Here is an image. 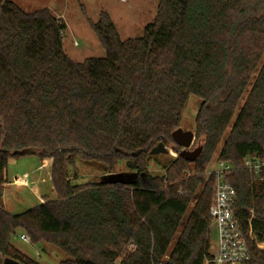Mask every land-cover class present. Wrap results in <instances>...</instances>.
I'll return each mask as SVG.
<instances>
[{"label":"trees","instance_id":"16d2710c","mask_svg":"<svg viewBox=\"0 0 264 264\" xmlns=\"http://www.w3.org/2000/svg\"><path fill=\"white\" fill-rule=\"evenodd\" d=\"M90 24L106 56L75 62L63 19L0 0V254L38 264L13 247L20 231L63 251L62 264H205L215 197L205 173L220 149L218 161L233 166L248 264H264V168L245 167L264 161V0H159L144 35L125 41L106 13ZM191 97L201 102L194 163L172 140ZM159 144L178 156L153 176ZM27 155L51 160L57 199L12 215L9 164ZM80 162L107 174L125 162L136 175L125 174L127 185L73 184Z\"/></svg>","mask_w":264,"mask_h":264},{"label":"rangeland","instance_id":"374dc122","mask_svg":"<svg viewBox=\"0 0 264 264\" xmlns=\"http://www.w3.org/2000/svg\"><path fill=\"white\" fill-rule=\"evenodd\" d=\"M10 1L27 13L49 9L55 16L63 19L67 25V30L63 38L64 52L75 62H84L86 59L103 58L106 56V51L101 46L90 24V21L94 23L97 22L101 13H106L110 16L118 29L121 39L125 41L140 38L144 35L146 27L154 21L159 5V0ZM263 62L264 58L261 65ZM261 65L258 68L257 74ZM254 77H256V74ZM249 90L250 87L248 91ZM242 102H244V99ZM200 105L201 102L199 100L191 97L182 122V128L185 131L194 132L195 118ZM239 111L240 107L237 109L227 129V134H229ZM196 148H199V146L194 143L191 149L194 150ZM168 149L170 151L169 154L154 156L149 162L148 172L151 175L157 176L164 174V167L178 156L171 147H168ZM179 150L181 153L182 150ZM219 153L220 149L209 165V170L218 169L217 161ZM131 166V164L121 162L118 165L117 173L128 174L134 177L136 172ZM24 173L29 175V180L26 182L20 181V184L16 185L17 179L19 177L23 178ZM77 173L78 179L73 181V184H100L106 176L109 175L101 166L82 162L78 163ZM8 175L10 178L9 182H13V185L9 184V186H7L4 200L7 212L12 215L26 212L39 206L46 200L55 201L57 199L52 184L51 163L48 160L41 161L36 155H27L17 160L11 159ZM11 178L14 179V181H12ZM17 186H20V188ZM192 204L194 205V203ZM22 234L26 233L19 231L13 237L12 245L21 255L28 259L38 264H62L67 258L63 251L51 244L35 246L32 242L26 243L22 241L20 239ZM217 243L218 234L216 229L213 228L211 230V253H215Z\"/></svg>","mask_w":264,"mask_h":264},{"label":"built area","instance_id":"2783aa9c","mask_svg":"<svg viewBox=\"0 0 264 264\" xmlns=\"http://www.w3.org/2000/svg\"><path fill=\"white\" fill-rule=\"evenodd\" d=\"M217 162L218 169H208L205 173L206 180L212 178L215 181V197L209 215L211 230L215 228L218 234L217 249L215 253L210 252L211 255L205 260V264H248L251 261L250 245L236 214V190L228 180L233 166L224 161ZM245 167L258 172L264 168V161L248 159L245 161ZM25 179L26 176L18 178L16 185L20 184V181L26 182ZM20 239L26 243L31 242L27 234H22ZM7 259L14 260L16 264H25L0 254V264H6Z\"/></svg>","mask_w":264,"mask_h":264},{"label":"water","instance_id":"95a60500","mask_svg":"<svg viewBox=\"0 0 264 264\" xmlns=\"http://www.w3.org/2000/svg\"><path fill=\"white\" fill-rule=\"evenodd\" d=\"M172 140L179 148L182 149L179 157L183 158L184 160L190 163H194L203 151L202 147L196 148L195 150H191L195 140V134L192 131H185L183 128H180L172 134ZM169 153L170 151L167 147H165L163 144H159L151 151L150 154L152 156H158L167 155ZM131 168H133V165L131 166ZM102 183L106 185H127L130 183V180L123 173H115L106 176ZM6 264H16V262L12 259H7Z\"/></svg>","mask_w":264,"mask_h":264},{"label":"crops","instance_id":"0c3cea01","mask_svg":"<svg viewBox=\"0 0 264 264\" xmlns=\"http://www.w3.org/2000/svg\"><path fill=\"white\" fill-rule=\"evenodd\" d=\"M48 161H49V162L51 163V165H52V162H51V160H48ZM24 176H26V179H25V180H27V181H28V180H29V175H27V174H25V173H24V174H23V177H24ZM19 178H20V177H19ZM9 180H10V178H9ZM11 180H12V181H14V179H12V178H11ZM9 183H10L11 185H13V182H9ZM17 187H19V188H20V186H17Z\"/></svg>","mask_w":264,"mask_h":264},{"label":"flooded vegetation","instance_id":"af4514ba","mask_svg":"<svg viewBox=\"0 0 264 264\" xmlns=\"http://www.w3.org/2000/svg\"><path fill=\"white\" fill-rule=\"evenodd\" d=\"M194 143H195V140H194ZM182 150V149H181ZM192 150V149H191ZM195 150V149H194Z\"/></svg>","mask_w":264,"mask_h":264}]
</instances>
